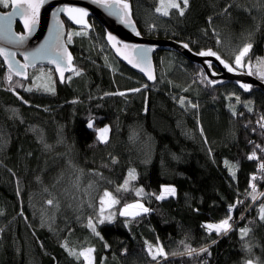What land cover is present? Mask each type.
<instances>
[{"label": "trees", "instance_id": "trees-1", "mask_svg": "<svg viewBox=\"0 0 264 264\" xmlns=\"http://www.w3.org/2000/svg\"><path fill=\"white\" fill-rule=\"evenodd\" d=\"M127 3L142 36L188 44L194 54L210 48L232 69L250 42L239 73L264 83V0H189L184 15L170 8L167 16L156 11L160 0ZM87 19L89 30L62 18V45L79 74L70 69L60 80L47 68L52 93L26 90L38 68L9 80L0 61V264H84L79 251L87 248L93 264H264V95L230 81L209 83L173 50L156 51V81L148 84ZM210 70L218 73L214 64ZM106 125L109 139L102 143L96 133ZM162 185L175 195L158 200ZM105 190L119 203L114 219L100 223ZM136 201L149 211L118 214ZM229 215L226 233L208 231ZM146 241L166 255L153 260Z\"/></svg>", "mask_w": 264, "mask_h": 264}, {"label": "snow or ice", "instance_id": "snow-or-ice-1", "mask_svg": "<svg viewBox=\"0 0 264 264\" xmlns=\"http://www.w3.org/2000/svg\"><path fill=\"white\" fill-rule=\"evenodd\" d=\"M46 0H0V6H3L4 8L11 7V12H5L2 15H0V38H7L10 42L14 43L17 47H22L24 42L26 41L28 35L31 34L33 29L36 27L39 15H40V9L45 4ZM93 3L99 4L102 8H105L109 11L110 14L119 16L122 21L125 23L131 24V21L129 19V5L127 3V0H93ZM189 7V0H182V6L180 3L177 2V0H160V5L156 8V11L158 13H162L163 15L167 16L169 15L168 9L175 8L179 10L180 15H184L185 9ZM63 11L69 19L74 21L77 24L84 25L87 27L86 21L84 20V17L87 15V10L84 8L79 7H73L65 5L61 9H57L56 12ZM56 12L53 13V15H56ZM19 16L23 22L24 26V32L23 33H13L11 31V23L13 17ZM209 21H211V17H209ZM63 28V24L61 21L57 18L56 19V36H55V43L53 44H45L41 45L39 48L34 49L31 52H25L23 53L25 57V63L19 64L18 62H11L9 60L10 57H14L15 53L11 51H7L4 48H0V56H4L5 62L8 63L9 67V75L7 79L11 80V74L15 73L17 76H26L27 72L26 69L29 67V63H32L34 65L35 61L38 59H47L49 63L56 65V71L59 73L61 80H63L64 72L66 70L72 69L74 71V74H79V70L74 69V66L72 65V55L70 52L67 51L66 48L63 47V45L60 43V36H61V29ZM133 31H135V28L133 27ZM139 35L140 33H136ZM69 42H71L72 33H68ZM108 41L112 44V46L116 49V52L123 56L124 59L128 60L130 64H132L134 67H138L141 69V71L145 72V74L148 76L149 79H154L152 72H151V62L148 58V52L150 49H145L142 46L137 45H129V44H121L120 41H117L116 37L109 34L108 35ZM219 43V40L217 41ZM185 48H188V44H184ZM252 48V44L245 43L239 53L235 57V63L237 65H241L242 58L247 55L249 50ZM129 50H131L132 55H129ZM199 56H215L222 64H224V67L228 68L229 71H233V69L230 67V65L222 60L220 56L214 52L212 49L202 50L197 53ZM251 67V66H250ZM259 67L264 68V61H261ZM259 75L262 79H264V70L259 72ZM49 80L51 77L48 78ZM71 79V77H69ZM209 83H215V81H210ZM244 89H250L251 85L249 84H242L241 85ZM30 90V89H29ZM47 92H54V87H45L44 89ZM129 91L138 92L139 89H129ZM124 93H120V95H123ZM108 95V93H106ZM184 97L180 98L181 104L184 103ZM237 100H239V97H237ZM27 103V101H25ZM192 107H196V105H192ZM251 111V109H249ZM264 120V117L261 118ZM259 123V122H258ZM93 126L92 121H88V127L91 128ZM261 128H264V123H261ZM108 127L105 126L102 129H97V138L100 141H106L108 136ZM256 156V152L253 151L249 155V159H253ZM227 163V162H226ZM261 169H264V163H261L259 165ZM232 171V169H229ZM134 169L129 170V177L131 179H135L134 175ZM233 175L235 173L233 172ZM254 179V177H253ZM129 183L128 179H125L124 184L120 185V188L126 189L127 185ZM162 191L160 194L156 197L158 200L164 199L166 195H175V188L170 185H162ZM249 187L255 190L256 185L252 182V180L249 181ZM142 189H137V195H140ZM251 195V193H248ZM253 200H255V196L252 197ZM240 201H238L239 203ZM49 204L52 203V201H48ZM100 219L99 222L103 223L104 219H107L108 221H112L114 216L113 214H109L107 217H104V209L105 207L111 208L112 205L119 203V201L107 190L104 191V194L100 197ZM235 207V205H229V211ZM148 212L149 209L144 207L140 201H136L135 203L131 204H125L123 209L120 210L121 216H137L140 212ZM259 216L261 220H264V203H261L259 205ZM232 217L231 215L227 216L225 219L220 220L218 223L215 224H208L207 229L208 231H215L217 234L226 233L229 229H231L232 224L230 223ZM127 223V221H125ZM88 227L92 230L95 235L99 236L100 233L96 230V226L93 223V220L91 217L88 219ZM248 232V229L241 228L240 233L242 237L246 235ZM215 243V241H213ZM147 251L148 254L153 258V260L156 259L158 255L163 256L166 255L164 252V249L162 247H157L155 251H153V247L148 244L146 241ZM67 247V245H65ZM105 247H108L107 244H105ZM192 251H195L194 249L189 250V254H191ZM199 251L203 252L206 251V248H201ZM93 252L92 248L87 249H81L79 251V255L84 257V260L86 264H92L91 260V253ZM247 264H252V261H247Z\"/></svg>", "mask_w": 264, "mask_h": 264}, {"label": "water", "instance_id": "water-1", "mask_svg": "<svg viewBox=\"0 0 264 264\" xmlns=\"http://www.w3.org/2000/svg\"><path fill=\"white\" fill-rule=\"evenodd\" d=\"M65 5L84 8L87 10V15L94 19L103 29L106 35V42L108 47L113 50L116 54V49L108 41V35L111 34L116 37L117 41H120L121 44L137 45L142 46L145 49H150L148 52V58L151 62V72L154 79H149L145 72L141 71L140 68L134 67L124 59L123 56L119 55L128 66H130L135 73L141 76L148 84H153L156 81V67L154 64V55L156 51H165L173 50L174 52L181 55L190 63L200 67L209 81H215L212 83L214 85H222L224 82H234L237 84H249L256 91L261 92L264 95V83L252 77L247 72L234 73L229 71L224 67V65L218 60L215 56H199L192 53L188 48L184 47V44L172 41V40H160L144 37L141 34L137 35L138 31L135 23L130 19L131 24L125 23L120 19L119 16L112 15L108 10L102 8L99 4L93 3V0H46L45 4L40 9L39 20L36 27L33 29L30 35H28L26 41L22 47H17L14 43L10 42L7 38H0V48H4L7 51L15 53L14 57H10L11 62H18L19 64L25 63V57L23 53L31 52L36 48H39L41 45L53 44L55 43L56 36V19L59 20L66 16L63 11L56 12L57 9L63 8ZM12 8L6 12H11ZM56 12L54 16L53 13ZM3 11H0L2 15ZM23 25V22L19 16L13 17L11 23V31L13 33H18L16 31L17 25ZM133 27L135 31H133ZM60 43L63 44V32L61 29ZM129 55H132L131 50H129ZM0 61L2 62L5 69L9 72L8 63L5 62L4 56H0ZM216 65L218 73L214 74L210 70V65ZM49 68L52 69L54 74L61 80L59 73L56 71V65L49 63L47 59H38L35 61L34 65L29 63V67L26 69L27 75L29 71H32L36 68ZM69 70L64 72V77L69 73ZM18 80H22L26 76H17L15 73L11 74Z\"/></svg>", "mask_w": 264, "mask_h": 264}, {"label": "rangeland", "instance_id": "rangeland-1", "mask_svg": "<svg viewBox=\"0 0 264 264\" xmlns=\"http://www.w3.org/2000/svg\"><path fill=\"white\" fill-rule=\"evenodd\" d=\"M169 10V9H168ZM162 14V13H160ZM163 15V14H162ZM67 19L72 21L71 19H69V17L66 15ZM84 20L86 21V24H87V27H85L84 25H81V24H77L75 23L74 21H72L73 23H75L77 26H80L82 28H85V29H90V23L87 19V16L84 17ZM61 23H62V19H60ZM243 66H242V62H241V65H237L236 63L234 64L233 66V71L234 73H239L241 70H242ZM32 83L28 85L27 87V91H35V92H40V93H52V92H47L45 91V87H54V80H53V76L51 75V72L49 71V69L47 68H38L36 70H34L32 72ZM51 77V79L49 80L48 78ZM30 89V90H29ZM55 89V87H54ZM108 127V133H107V140L106 141H100L102 143H105L108 141L109 139V133H110V128L108 125H106ZM105 127V126H104ZM104 127H101L99 129H102ZM97 135V133H96ZM162 191V190H161ZM171 196H174V195H166L165 198H168V197H171ZM164 198V199H165ZM135 203V202H134ZM140 203H142L144 205V207H146V205L144 204V202L140 201ZM131 204V203H130ZM100 207H101V204H100ZM114 207H115V204L112 205L111 208H108V207H105L104 209V217H107L109 214H113V216L115 217V210H114ZM124 207V206H123ZM123 207H121V209H123ZM147 208V207H146ZM118 210V214L120 215V210ZM142 213H145V212H140L139 214H142ZM121 216V215H120ZM127 217H134V216H127ZM98 221L100 219V212H99V216H98ZM114 219V218H113ZM110 222L108 221L107 219H104V222ZM91 255V260H92V264H93V255L92 253L90 254ZM83 257V256H82ZM84 259V257H83ZM84 264H86L85 260H84Z\"/></svg>", "mask_w": 264, "mask_h": 264}]
</instances>
